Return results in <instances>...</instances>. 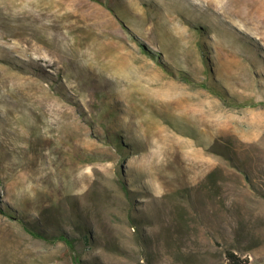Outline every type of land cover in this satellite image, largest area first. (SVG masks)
Here are the masks:
<instances>
[{
  "label": "rangeland",
  "instance_id": "1",
  "mask_svg": "<svg viewBox=\"0 0 264 264\" xmlns=\"http://www.w3.org/2000/svg\"><path fill=\"white\" fill-rule=\"evenodd\" d=\"M0 208V264H264V0H0Z\"/></svg>",
  "mask_w": 264,
  "mask_h": 264
},
{
  "label": "trees",
  "instance_id": "2",
  "mask_svg": "<svg viewBox=\"0 0 264 264\" xmlns=\"http://www.w3.org/2000/svg\"><path fill=\"white\" fill-rule=\"evenodd\" d=\"M0 212H4L1 208H0ZM41 227L44 228H53L54 229V223L52 221L49 220L47 214H45L44 212H41ZM25 227L27 228L28 232H30L34 237L39 238L43 241L46 242H53V243H57V242H61L63 244H65L70 250L74 249V240L73 238L66 232H63V230H56L59 233H53L51 235H49L46 231H44V229H39V227H37L36 225L34 226L33 224H29L24 222ZM40 225V224H39ZM55 231V232H56ZM89 239L86 238V242H88ZM226 259L228 261L229 264H246V262L242 261L236 253L231 252V251H226ZM75 262L77 264H83L81 263L79 260H77V258H74Z\"/></svg>",
  "mask_w": 264,
  "mask_h": 264
}]
</instances>
